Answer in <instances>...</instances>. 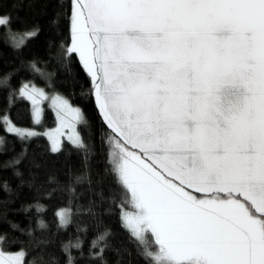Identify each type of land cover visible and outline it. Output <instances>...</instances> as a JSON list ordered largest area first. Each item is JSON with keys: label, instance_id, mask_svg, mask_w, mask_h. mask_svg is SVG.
<instances>
[{"label": "snow or ice", "instance_id": "1", "mask_svg": "<svg viewBox=\"0 0 264 264\" xmlns=\"http://www.w3.org/2000/svg\"><path fill=\"white\" fill-rule=\"evenodd\" d=\"M72 7L74 15H66L74 38L67 51L78 54L107 129L100 138L105 174L119 190L121 225L130 229L137 254L151 264H264V0H72ZM11 23L10 15L0 16L16 49L39 33L35 26L13 32ZM30 66L45 75L35 60ZM11 78L4 74V86ZM229 86L242 90V99L226 103ZM19 94L35 106L33 124L41 121L44 100L61 124L69 115L68 140L87 150L75 134L83 109L60 93L49 97L31 81ZM6 130L21 141L42 135L14 124ZM51 144L52 152L61 150L56 137ZM89 160L84 157L86 169ZM87 183L91 190L90 173ZM3 189L12 192L7 182ZM70 191L75 195L74 187ZM95 194L104 200L103 189ZM93 205L90 200L75 214H111ZM32 207L46 211L38 202L25 210ZM55 215L59 229L73 222L71 206ZM38 227L47 225L41 219ZM77 231L88 228L78 225ZM114 235L107 226L98 230L87 254L79 236L63 243L66 264H76L73 249L80 259L108 264L105 253L120 252L111 244ZM7 245V234H0V264H26L27 252L13 253Z\"/></svg>", "mask_w": 264, "mask_h": 264}, {"label": "trees", "instance_id": "2", "mask_svg": "<svg viewBox=\"0 0 264 264\" xmlns=\"http://www.w3.org/2000/svg\"><path fill=\"white\" fill-rule=\"evenodd\" d=\"M73 9L72 0H0V15L11 16L13 32L23 33L33 26L39 29L37 36L26 38L24 45L16 49L7 29L0 28V234H7L9 251L23 248L28 254L27 260L34 258L36 264H50L51 258L56 257L58 264H66L67 258L61 251L63 243L70 239L74 241L79 236L84 240L83 251L87 254L97 231L107 226L115 234L111 244L120 250L119 255L113 251L105 253L108 264H151V260L137 254L138 246L130 239V229L126 224L121 225L119 190L114 187L112 177L105 174V149L100 140L102 136L106 138L107 129L90 94V81L81 68L78 54L67 51L71 33L66 13H73ZM32 60L37 62L44 76L32 71ZM4 74H12L7 87L3 84ZM28 81L45 88L46 92L67 96L70 103L83 109L77 129L80 139L88 145L86 151L78 149L68 139L63 140L58 153L50 150V141L43 130L55 125L56 115L45 101L42 121L33 124L32 104L19 94L22 84ZM10 92L15 93L11 106ZM5 114L15 124L35 127L42 135L21 141L13 132L6 130ZM24 149H27V154L18 165L5 167ZM85 156L90 157L87 169ZM16 171L22 175L16 176ZM89 173L91 190L87 183ZM77 176L81 177V182H77ZM50 177L54 178V183L48 182ZM5 182L11 188V194L4 191ZM73 187L75 195L70 191ZM101 189L103 201L95 194ZM50 192L51 198H47ZM90 200L95 201V212L103 213L109 209L111 214L95 218L87 214L76 215L81 206H88ZM37 202L44 205L46 211L38 213L35 207L25 210ZM69 206L73 209V222L66 229H59L55 213ZM41 219L47 225L45 229L38 227ZM100 220L102 223L97 227ZM12 225L19 228L14 229ZM78 225L87 227L88 231L78 232ZM29 229L33 233L31 237L26 234ZM42 240L48 243H38ZM72 255L77 257L76 264H99V261L80 259L76 249L72 250Z\"/></svg>", "mask_w": 264, "mask_h": 264}, {"label": "rangeland", "instance_id": "3", "mask_svg": "<svg viewBox=\"0 0 264 264\" xmlns=\"http://www.w3.org/2000/svg\"><path fill=\"white\" fill-rule=\"evenodd\" d=\"M72 14L74 15V9H73V13ZM0 16H3V15H0ZM73 38H74V31L71 32V42H72ZM71 42H70V44H71ZM30 87H31V85H30ZM36 87L37 88H43V87L38 86V85H36ZM43 89L45 90V88H43ZM45 93L49 97H51L53 94H55V93H50V92H46V91H45ZM45 101H48V103H50L49 100L41 101L40 107L42 108V110H43V106H44ZM75 106H77V105H75ZM77 107H79V106H77ZM34 108H35V106L32 105V111H34ZM52 108H53V110L55 112V115H56V123H55L54 126L44 129L43 130V134H45L48 137V139L50 141V144H51V138L52 137H56L57 139H59V141H60V147H61L63 140L64 139H68L69 136L73 135V128L71 126H69V124H70V116L69 115H65L64 123L61 124L59 122L60 121V115L57 113V111H56V109H55L54 106ZM42 118H43V112H42L41 121H42ZM81 119H82V112H81V118H80V120ZM79 122H76V124H75V134L80 138L79 132H78V129H77V125H78ZM5 123H6V126L8 124H14L18 129H31V130H33L36 133L38 132V129L35 128V127L19 126V125L15 124L14 122H12L10 119L8 121H5ZM51 147H52V144H51ZM126 214H127V211H125V215ZM125 224H126V222H125ZM13 253H20V250L19 251H15ZM21 255H23V253H21Z\"/></svg>", "mask_w": 264, "mask_h": 264}, {"label": "water", "instance_id": "4", "mask_svg": "<svg viewBox=\"0 0 264 264\" xmlns=\"http://www.w3.org/2000/svg\"><path fill=\"white\" fill-rule=\"evenodd\" d=\"M223 96L225 97L226 103L227 102L235 103L238 98L242 99L243 91L229 86L228 88H226L223 91ZM94 102H95V105H96V108H97V103H96L95 99H94ZM100 116H101V114H100Z\"/></svg>", "mask_w": 264, "mask_h": 264}]
</instances>
